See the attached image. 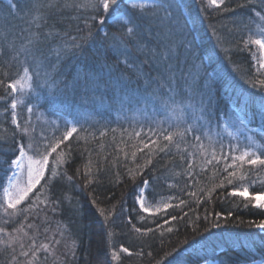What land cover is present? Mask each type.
<instances>
[{
	"label": "trees",
	"instance_id": "16d2710c",
	"mask_svg": "<svg viewBox=\"0 0 264 264\" xmlns=\"http://www.w3.org/2000/svg\"><path fill=\"white\" fill-rule=\"evenodd\" d=\"M13 2L18 8L10 10L8 0H0V32L8 33L10 38L13 33L18 36L22 28H29L30 18L38 15L30 11V0ZM64 2L59 0L61 5ZM67 2L73 6L61 7L49 14L48 25L42 27V31L59 35H54L42 47L47 51L61 46L63 40L71 44L74 36L80 38L81 47L64 53L56 70L46 62L39 70V80L45 78L47 71L53 79L61 81L57 87L63 90L65 81L71 84L78 73L92 72L100 76L103 83L109 71L103 65H116V58L105 55L101 47L104 33H116L119 26L112 25L110 19L100 25L99 20L104 17L95 14L90 0ZM126 2L119 0V11L128 14L133 8ZM174 15L188 20L191 32L188 39L196 38L197 51L209 71L220 72L224 79L216 76L212 83L211 124L188 132L183 140L174 136L171 144L163 139L164 134L178 128L183 130L193 123L192 110L186 105L193 103L198 108V93L206 91L202 78L193 83L192 76L188 75L189 72L195 74L194 64L200 62L190 56L186 60L183 48L175 49L176 63L184 74L177 73L176 81L171 84L173 92H169L159 78L145 88L143 80L137 81L135 74L120 64L115 74L122 72L132 81L130 87L140 90L138 104L133 101L123 106L111 90L102 95L97 93L95 97L91 93L85 96L82 91H58L53 99L46 87H37L35 60L25 64L23 56L19 60L10 55L0 56V229L3 230L0 232V264H28L33 260L30 251L33 240L37 245H50L48 252L37 251L33 264H155L165 253L171 254V259L178 251L189 257L191 264L264 262V233L256 227L264 222V210L245 207L244 198L229 195L240 185L249 186L252 195L264 194V167L245 164V181L234 180L232 184L225 181L224 188L218 187L227 175L223 169L231 162L230 156L248 149L241 135L233 143L222 132L218 124L220 118L227 116L230 105L240 110L247 120L262 114L258 101L264 93L250 85L264 80V72L254 64L257 53L252 43L264 36V0H224L219 8L211 6L209 0H184V5L175 9ZM32 30L36 31L34 27ZM52 62H55L54 54ZM24 67H29L31 76V89L26 92L28 99L7 87L21 75ZM144 70L150 71L147 64ZM151 76L156 77L157 73L151 71ZM190 88L196 93L191 97ZM244 89L255 95V105L237 104ZM13 100L17 101L15 110L11 108ZM26 107L46 115L43 120L48 122L36 132ZM13 111L16 123L12 122ZM137 113L143 116L134 121L131 114ZM58 115L82 122V127L76 125L77 133L57 149V153L63 149L65 154L71 150L68 162L59 169L63 179L57 178L54 183L58 186L51 191L42 187L44 180H41L16 209L6 208L2 195L12 173L8 167L11 160L20 145H35L39 135L46 134V124L56 130L55 138L62 137L57 131ZM154 126L160 129L154 131ZM151 132L154 133L150 135ZM200 144L203 150L198 147ZM213 148L218 157L222 148L223 156L228 159H221L219 164L215 161L207 164ZM57 153L49 157L50 167L55 165ZM239 174L237 169V176ZM48 178L46 171L45 180ZM145 182L149 185L148 198H172L171 208L158 214L140 211L137 191ZM51 200L58 203L55 211ZM20 209L24 210L26 218ZM100 209L105 210L106 216L100 214ZM216 223L220 224L219 228L214 226ZM28 224L33 227L29 229ZM56 240L59 243H55ZM122 248H128L132 254L122 252ZM22 250L29 251V256L21 255ZM113 252L119 254V260L112 258Z\"/></svg>",
	"mask_w": 264,
	"mask_h": 264
},
{
	"label": "snow or ice",
	"instance_id": "6c2138e0",
	"mask_svg": "<svg viewBox=\"0 0 264 264\" xmlns=\"http://www.w3.org/2000/svg\"><path fill=\"white\" fill-rule=\"evenodd\" d=\"M224 0H209L211 5H214L216 8H219ZM127 3L132 6L133 11L131 13L125 14L119 11V0H90L91 7L93 8L97 16H103V19L99 20L100 25H105L106 22L111 21L112 25H118V31L116 33H104V40L101 44V47L104 49V54H111L116 58V65L109 66L104 64L103 67L109 69L107 73V79L102 83L101 77L88 72L83 75L77 74V76L72 80L71 84L64 82V89H58V84L61 81L53 79L51 73L45 71V78L40 81V69L45 67L47 62L53 70H56L59 61L63 58V54L71 50V48L79 49L81 44L79 42L80 38L72 37L71 44L67 40H63V43L59 47L51 48L45 50L42 45L50 42L54 35H59L53 31L43 32L42 27L48 25V16L53 10H59L61 7L69 8L73 5L68 3L67 0L61 5L59 0H30L31 8L30 11L38 13L30 18L29 28L21 29L20 34L17 36L15 33L12 34L11 38L6 32H0V56H11L15 60H19L23 56V62L28 64L30 60H35V75L38 78L37 87L42 85L47 88L48 95L52 96L53 99L56 98V92L62 91H72L74 93L83 92L85 96L91 93L94 97L97 93L101 95L111 90L114 93V98L118 99L121 105L125 103L131 105L133 101L137 104L139 103L138 97L140 96L139 89H132L130 84L132 81L128 76H125L122 72L119 75H116V69L120 64H123L125 69L130 70L135 74L137 81L143 80L145 88L150 86L152 83L156 82L159 78L162 80V85L167 86L169 92H173L171 84L174 83L177 79V73L180 72L183 76V69L178 66L176 63V48H183L184 52L187 54V57H193V61H199L196 67V72L193 75L191 72L188 73L189 76H192L193 83L199 79L204 80V86L206 91H200L198 93L199 107L197 108L193 103H188L187 108L192 110V120L193 123L183 130L177 129L175 132H166L163 139L168 141L169 144L173 142L174 136L179 137L181 140L184 139L188 132L199 131L204 127H208L211 124L212 117V83L216 76H220L221 79H224L223 75L220 72L209 71L207 64L204 62V58L197 51L198 45L195 43V37L192 36L191 39L188 37L191 35V32L188 28L187 19H178L174 15V10L182 7L184 5V0H140L139 3L136 0H127ZM8 6L11 9H17L18 4L14 3L13 0H8ZM79 7L80 5H75ZM33 27L36 31H33ZM54 27V25H52ZM27 33V35H25ZM63 39V38H62ZM19 41V44L17 43ZM252 43L258 45L261 49H264V40L255 39ZM99 52V50H97ZM55 56V62H52V56ZM143 56V59L140 57ZM210 60L211 57L209 56ZM99 62V61H98ZM149 66L150 71L145 72L144 65ZM261 68H264V63L260 64ZM151 71L157 73L156 77L151 76ZM201 74L202 77H201ZM62 75V73H61ZM23 80H31L29 75V67L23 68ZM21 80H17L14 83H9L7 87L12 90V92L17 91L18 84H21ZM245 83H248L247 81ZM251 88L257 89L264 93V80L258 82H252ZM196 93H193L191 88L189 89V96L191 97ZM171 98V97H170ZM259 110L264 113V95L259 97ZM244 104L245 106L257 103L256 97L252 92H248L247 89L242 90L240 97L237 100V104ZM11 108L13 110L17 109V101L13 100L11 103ZM28 111L31 113L32 108H28ZM175 111V110H174ZM183 111V109H181ZM199 112L200 115H196ZM12 122L16 123L15 111H13ZM66 124L71 123L72 126L70 130L60 137L55 139V142L52 143L49 141L43 146L41 150L40 145H33L29 143L27 145H20L18 152L15 158L11 160L9 164V170H18L14 171L12 176H9V181L15 179L20 172L26 171L27 173V183L21 185L19 182L15 184H10V187L3 189L4 197L7 200V208L16 209L17 205H20L24 200L29 196V193L40 185L41 180H44L45 187L51 191L57 187V183L54 181L57 178L63 179V173L59 171L62 165L68 162V156L71 154L69 149L68 153L65 154L62 149L57 153V149L61 148V145L73 137L74 133H77V124H80L82 127V122L76 120L74 122L65 121ZM242 125L246 126L245 121L240 122ZM17 124V128H19ZM27 130H25L26 132ZM104 135V133H101ZM139 136V133H136ZM197 141L200 140L199 136L194 137ZM153 144L156 143L155 140L152 141ZM148 145L145 144V148ZM198 147L203 150V145L200 144ZM264 149V146H260ZM26 148L31 151V155L28 154ZM164 151V148L160 149ZM142 151V149H141ZM53 153H57L55 157V165L49 166V157ZM135 157V153L132 154ZM221 159H228L223 156L222 148L220 150V156L217 155V150L213 148L211 152V158L206 159L207 164H212L214 161L216 164L221 162ZM230 163H226L223 171L227 173L224 176L223 180L219 183L218 187L224 188L225 181L227 184H232L234 180L245 181L247 179L246 172L244 171V165L251 166H261L264 167V151L261 154H257V151L249 149L246 151H240L239 154H233L230 156ZM151 163V161H149ZM231 169V171H229ZM237 169L240 170L239 176H237ZM49 173V178L45 180V172ZM88 173H85L87 175ZM71 177H68V180L71 181ZM54 195V193H53ZM229 195L234 197H242L246 201L245 207H254L257 209H264V203H261L264 200V194L261 195H252L249 192V186L240 185L237 190H233ZM50 203L53 205V211L58 207L56 200H51ZM181 203H183L181 201ZM140 207L145 211L148 209L145 207L144 200L141 198L139 200ZM171 207V205H165V208ZM20 213L23 214L26 218V213L23 209H20ZM100 214L106 216L105 210L100 209ZM175 219V217H173ZM219 219V214L217 215ZM7 223V221H6ZM215 227L219 228L220 224L216 223ZM27 227L31 229L32 224H28ZM257 228L264 229V222L256 225ZM20 229H18L19 231ZM3 230L0 229V232ZM136 231H140L136 229ZM171 231V228H169ZM47 232V229H45ZM27 235V233H25ZM47 238V237H46ZM55 243H59L58 240ZM11 247V245H8ZM23 244L21 248L23 249ZM50 245L46 243H41L37 245L35 240L31 244V253L33 260L36 259V253L38 250H43L48 252ZM122 252L128 253V248H122ZM152 255V253H148ZM21 255L27 257L29 256V251H21ZM171 254L165 253L163 259L156 260L155 264H191L189 257L181 255L178 251L175 255H172L171 259L169 256ZM112 258L119 260V254L116 252L112 253ZM33 260L28 261V264H33ZM223 264V261H221Z\"/></svg>",
	"mask_w": 264,
	"mask_h": 264
},
{
	"label": "rangeland",
	"instance_id": "374dc122",
	"mask_svg": "<svg viewBox=\"0 0 264 264\" xmlns=\"http://www.w3.org/2000/svg\"><path fill=\"white\" fill-rule=\"evenodd\" d=\"M4 1H7V0H4ZM136 2L139 3L140 0H136ZM217 2L219 3V0H217ZM129 6H131V5H129ZM211 6L215 7L214 5H211ZM257 39L264 40V36H261ZM254 47H255L254 49L256 50V53H257V56L255 57L254 64L259 71L264 72V68L260 67V64L264 63V49H261L256 44H254ZM17 80H21L22 83L18 84L17 91L13 92V93L20 95L22 97H25L24 99H26V98L28 99L29 95H27L26 92L31 89V80L30 81L29 80H23V72L12 83L16 82ZM26 105H29V104H26ZM242 105L245 106L244 104H242ZM27 107H26L27 116L29 119L32 118V129L36 132V130L39 128V126H42L43 123L48 122V121L43 120V117H45L46 115L42 116L41 112H39V111L36 112L35 110H33L30 113L28 111ZM227 111H228L227 116L220 118V122H218V124H220V127L222 129V132L225 135H227V137L231 138L232 141H234L233 143H235L236 137H239V135H241L243 138L246 139V140H244V142H245L244 147H248L247 150H249V149L255 150V151H257V154H260L262 151H264V149H262L260 147V146H264V130H263V128H264V113L257 114L254 118H252V119L250 118V120H247L243 116L242 112L232 105H230L228 107ZM142 116H143L142 114H138V113L137 114H131V118H135L134 121L141 118ZM16 119H17V116H16ZM57 120H59V122H60V126L57 128V131H58V133H60L59 135H61V136H63L66 133V131L70 130V128L72 126L71 123L66 124L65 121L74 122L73 120L66 119L61 115L57 116ZM241 121H245L246 126L242 125L240 123ZM161 124H162V122H161ZM251 124H254L255 126H251ZM46 127H47L46 134H40L38 137V139H39L38 142L35 143V145H40L41 150H43V146L45 144H47L49 141L54 143L55 139H57V138H55L56 130L52 127H49V125H47V124H46ZM159 129H160L159 127H156V126L153 127L154 131L159 130ZM153 133L154 132H151L150 135H152ZM209 135L212 137L211 133H209ZM255 135H257V137ZM56 137H58V135ZM26 151H28L29 155L32 154L31 151H29L27 148H26ZM14 171H18V170L13 169L10 176L13 175ZM27 180H28V177H27L26 171L20 172L19 175L15 179H13L11 181H9V179H8V181L5 185V188L10 187V184H15L17 182H19L21 185H25L27 183ZM137 192H138L137 199H136L137 207L143 213L158 214L160 212H163V211L171 208V207L165 208V205H171L172 206V202H173L172 198H169V197H164V198H159V199L148 198V192H149L148 183H143V185L139 188V190ZM257 195H261V194H257ZM141 198H143L145 207L148 209V211H145L144 209H142L140 207L139 200ZM2 199H3L5 207L7 208V200L4 197V194L2 195ZM261 203H264V200H262ZM18 206L19 205H17V207ZM259 230L262 233H264V229L259 228ZM203 264H216V263L215 262H207V263H203ZM252 264H264V262H255Z\"/></svg>",
	"mask_w": 264,
	"mask_h": 264
}]
</instances>
